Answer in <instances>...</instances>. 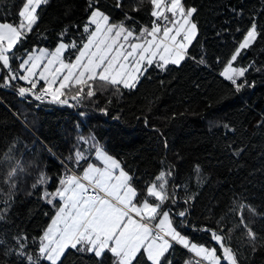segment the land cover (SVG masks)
Returning <instances> with one entry per match:
<instances>
[{"label": "trees", "instance_id": "1", "mask_svg": "<svg viewBox=\"0 0 264 264\" xmlns=\"http://www.w3.org/2000/svg\"><path fill=\"white\" fill-rule=\"evenodd\" d=\"M135 2L124 0V7L117 9L115 0H99L98 6L112 22L123 20L127 11L138 22L137 28L148 25L150 3L144 0L140 11L131 12ZM88 3L49 0L38 10V24L17 54L23 49H54L61 40L80 43L86 35ZM184 3L197 8L198 35L188 50L192 58L164 71L153 66L134 89L120 87L117 92L94 86L96 94L76 102L74 111L29 96L19 99L16 89L25 86L21 81L14 82L15 87L0 83V208L7 207L2 201L10 192L14 201L6 222H0V239L6 241L0 246V264H26L15 254L5 255V250L15 248L13 235L23 232L38 239L50 223L55 209L40 198L41 193L43 188L53 191L66 168L73 167L66 158L80 135L94 136L99 146L120 160L138 190L161 171H170L169 189L175 190L176 203L165 207L173 214L186 211V218L174 215L175 224L192 242L218 250L204 229H222V235L231 236L230 246L239 250V264H264V0ZM22 4L23 0H0V21L17 23ZM253 15L261 36L233 64L248 68L242 80L252 86L237 92L220 73L244 34L237 29L249 27ZM200 59L205 62L199 63ZM79 147L86 155L91 153L89 160L93 158L90 144L81 142ZM17 165L11 189L6 176ZM41 171L48 183L33 189ZM189 197L194 199L185 204ZM239 204L250 205L257 213L252 215L247 208L243 212L257 234L255 251L244 235L246 229L237 227L240 218L232 209ZM168 258L172 264L194 259L181 245H175ZM62 264L95 261L69 250ZM106 264H111L110 258Z\"/></svg>", "mask_w": 264, "mask_h": 264}, {"label": "snow or ice", "instance_id": "2", "mask_svg": "<svg viewBox=\"0 0 264 264\" xmlns=\"http://www.w3.org/2000/svg\"><path fill=\"white\" fill-rule=\"evenodd\" d=\"M148 2L150 22L137 28L138 22L129 12L124 13L123 20L112 22L98 6L99 0H89L90 14L83 25L86 35H82L80 43L61 40L53 51L23 49L18 55L19 46L38 24V10L49 3V0H24L17 13V23L0 21V83L15 87L14 82L23 81L28 86L16 89L21 97L31 95L37 101L50 97L49 102L59 104H68L70 99L79 104L96 94L94 86L102 90L112 87L117 92L121 86L134 89L153 66L164 71L169 65L179 66L186 58H192L188 50L198 35L194 20L197 8L186 6L184 0ZM143 3L144 0H136L131 12L140 11ZM115 7L123 8L124 0H115ZM237 31L244 34L220 75L239 92L252 85L246 79L241 80L248 68L233 64L261 36L256 16L251 17L249 27ZM66 33L67 29L60 35ZM70 49L75 50L74 58L65 56ZM65 96L68 98H62ZM81 142L92 146L98 163L90 162L91 153L86 155L80 150ZM66 161L73 167L66 168L53 191L43 188L40 196L55 209L50 223L38 239L23 232L13 235L15 248H7L5 255L15 254L26 264H62L66 253L74 250L92 257L95 264H106L108 258L111 264H172L168 258L171 250L175 245H182L195 257L186 264H239V250L230 246L231 236L222 235V229H204L218 245L220 254L217 247L198 245L178 230L174 215L186 218L187 213L173 214L171 208L165 207L176 203L175 190L169 189L170 171H161L143 190H138L133 175L120 160L99 146L94 136L80 135ZM18 168L19 165L7 173L5 182L11 189L15 188L13 181ZM196 171L199 172V166ZM48 180L41 171L31 187L46 185ZM12 195L10 192L8 199L2 201L7 207L0 208V222H6L14 203ZM192 199L189 197L184 203ZM245 208L257 215L255 209L245 204H239L232 211L238 214L240 225L237 227L246 229L244 235L255 251L257 234L249 226L250 222H245ZM5 244L0 239V246ZM31 246H35V251H29Z\"/></svg>", "mask_w": 264, "mask_h": 264}, {"label": "rangeland", "instance_id": "3", "mask_svg": "<svg viewBox=\"0 0 264 264\" xmlns=\"http://www.w3.org/2000/svg\"><path fill=\"white\" fill-rule=\"evenodd\" d=\"M23 2H24V0H23ZM67 43V42H66ZM55 49V48H54ZM54 49H49L50 51H53ZM72 49H70L68 52H66L65 53V56L66 57H68V58H74V53H72ZM72 55V56H71ZM183 62V61H182ZM172 66V65H171ZM174 66V65H173ZM225 66H226V64H225ZM224 66V67H225ZM234 67H236L235 65H233ZM224 67H223V69H224ZM239 67V66H238ZM223 69H222V71H223ZM221 71V72H222ZM221 76V75H220ZM223 79H225L223 76H221ZM241 80H242V78H241ZM228 81V80H227ZM26 87L28 86V85H26L23 81H21ZM239 82V81H238ZM43 82H41V84H42ZM121 88H123L122 86H121ZM72 93H69V95H71ZM62 98H64V99H67L68 97L67 96H65V97H62ZM49 100H50V97H49ZM52 104H55V105H58L59 103H52ZM74 104H76V101H73V100H70L69 99V102H68V104H62L63 106H69V107H71V108H73L74 106ZM74 111H76V110H74ZM174 218V224H175V217H173ZM176 225V224H175ZM178 230H180L181 231V233L183 234V235H185L186 236V234L179 228ZM188 237V236H187ZM189 238V237H188ZM189 240H190V238H189ZM190 241H192V240H190ZM194 242V241H193ZM194 243H197V242H194ZM198 245H200V243H197ZM202 245H204V244H202ZM181 247H183L182 245H181ZM208 247H215V246H208ZM187 250V249H186ZM188 252H190L189 250H187ZM191 253V252H190ZM218 254H220V250H219V248H218ZM192 256L194 257V253H192ZM195 258V257H194Z\"/></svg>", "mask_w": 264, "mask_h": 264}, {"label": "built area", "instance_id": "4", "mask_svg": "<svg viewBox=\"0 0 264 264\" xmlns=\"http://www.w3.org/2000/svg\"><path fill=\"white\" fill-rule=\"evenodd\" d=\"M29 97L34 98V96H31V95H29ZM18 98H19V99H22L23 97H21V96L18 95ZM34 99H35V98H34ZM42 102H43V101H42ZM44 102H49V98L46 99V100H44ZM58 105H61V104H58ZM76 105H77V104H74V105H73V106H74V107H73V110H76V109H77Z\"/></svg>", "mask_w": 264, "mask_h": 264}, {"label": "crops", "instance_id": "5", "mask_svg": "<svg viewBox=\"0 0 264 264\" xmlns=\"http://www.w3.org/2000/svg\"><path fill=\"white\" fill-rule=\"evenodd\" d=\"M90 162L98 163L97 161H95V156H93V158L90 159Z\"/></svg>", "mask_w": 264, "mask_h": 264}]
</instances>
